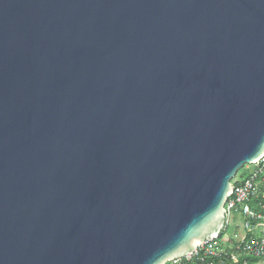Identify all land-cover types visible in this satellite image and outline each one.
<instances>
[{
	"label": "water",
	"instance_id": "95a60500",
	"mask_svg": "<svg viewBox=\"0 0 264 264\" xmlns=\"http://www.w3.org/2000/svg\"><path fill=\"white\" fill-rule=\"evenodd\" d=\"M263 154L264 0H0V264L192 254Z\"/></svg>",
	"mask_w": 264,
	"mask_h": 264
},
{
	"label": "built area",
	"instance_id": "2783aa9c",
	"mask_svg": "<svg viewBox=\"0 0 264 264\" xmlns=\"http://www.w3.org/2000/svg\"><path fill=\"white\" fill-rule=\"evenodd\" d=\"M250 167L252 173L249 177L236 186L233 183V190L228 195L225 204V233L222 240L205 242L192 254L171 259L166 264H248L241 260L249 257L264 259V235L253 236L252 231L255 227L251 223V221H264V216L250 207L253 199L264 201V191L261 190V186H264V154ZM261 208L264 209V204ZM238 216L243 220V230L252 234L250 239L245 235L235 232L230 234L226 231Z\"/></svg>",
	"mask_w": 264,
	"mask_h": 264
},
{
	"label": "trees",
	"instance_id": "16d2710c",
	"mask_svg": "<svg viewBox=\"0 0 264 264\" xmlns=\"http://www.w3.org/2000/svg\"><path fill=\"white\" fill-rule=\"evenodd\" d=\"M244 169H246V168H243V169L239 170V171H238V174H239L242 170H244ZM238 174H237V176H238ZM248 177H249V175L246 176V178H248ZM246 178H245V179H246ZM243 180H244V179H243ZM240 182H242V181H237L236 183L234 182V185L236 186V185H238ZM232 183H233V182H232ZM262 189H263V188H262ZM262 204H264V201H262L261 199H253V200L250 202V207H251L254 211H256V212H258V213H260L261 215L264 216V210L261 209V205H262ZM261 222H263V221H251L252 226H254V227H256L257 225H259ZM228 230H229V229H228ZM223 233H224V232L221 233V236H220L218 242L222 240ZM247 239H250V235L247 236ZM241 261H246V262H248V264H260L262 261H264V259H262V258H251V257H249V258H245V259H243V260H241Z\"/></svg>",
	"mask_w": 264,
	"mask_h": 264
},
{
	"label": "crops",
	"instance_id": "0c3cea01",
	"mask_svg": "<svg viewBox=\"0 0 264 264\" xmlns=\"http://www.w3.org/2000/svg\"><path fill=\"white\" fill-rule=\"evenodd\" d=\"M262 188H263V186H261V189H262ZM238 219H239V218H236V219L233 221V225H234V227H233V229H232V232L238 233V234H240V235H245L246 237H247L248 235H250V236L252 237V234H253V236H255V237H258V236H262V235H264V225H263L264 221L261 222L259 225H257V226L253 229L252 234H251L250 232H247V231L243 230V228H242V230H241L240 225H241L242 223H240ZM242 225H243V224H242ZM232 232H231V233H232Z\"/></svg>",
	"mask_w": 264,
	"mask_h": 264
},
{
	"label": "rangeland",
	"instance_id": "374dc122",
	"mask_svg": "<svg viewBox=\"0 0 264 264\" xmlns=\"http://www.w3.org/2000/svg\"><path fill=\"white\" fill-rule=\"evenodd\" d=\"M244 168H246V169L242 170V171L238 174V176H236V178L232 181L233 183H234L235 181H242L243 179L246 178V176H248V175H250V174L252 173V167H250V166H245ZM261 190L264 191V186H263V189H261ZM236 218H239V219H238L239 222L242 223V224H244V223H243V220L241 219V217L238 216V217H236ZM236 218H234V220H235ZM242 224L240 225L241 230H242V226H243ZM263 225H264V223H263ZM233 227H234V225L229 226V228H228V229H229V230H228V233L231 234ZM260 264H264V261H262Z\"/></svg>",
	"mask_w": 264,
	"mask_h": 264
},
{
	"label": "bare ground",
	"instance_id": "6f19581e",
	"mask_svg": "<svg viewBox=\"0 0 264 264\" xmlns=\"http://www.w3.org/2000/svg\"><path fill=\"white\" fill-rule=\"evenodd\" d=\"M233 184V183H232ZM262 209V208H261ZM262 210H264V209H262ZM263 216V215H262ZM229 228V227H228ZM225 231V228H224V230L222 231V232H224ZM227 232H228V229L226 230ZM225 233V232H224ZM224 233H223V235H224Z\"/></svg>",
	"mask_w": 264,
	"mask_h": 264
}]
</instances>
